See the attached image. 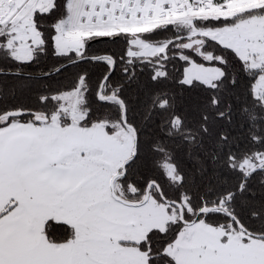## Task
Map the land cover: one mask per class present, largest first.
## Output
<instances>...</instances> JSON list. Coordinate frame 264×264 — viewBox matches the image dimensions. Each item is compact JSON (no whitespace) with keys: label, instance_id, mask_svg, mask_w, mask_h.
Returning a JSON list of instances; mask_svg holds the SVG:
<instances>
[{"label":"snow or ice","instance_id":"snow-or-ice-1","mask_svg":"<svg viewBox=\"0 0 264 264\" xmlns=\"http://www.w3.org/2000/svg\"><path fill=\"white\" fill-rule=\"evenodd\" d=\"M0 264H264V0H0Z\"/></svg>","mask_w":264,"mask_h":264}]
</instances>
